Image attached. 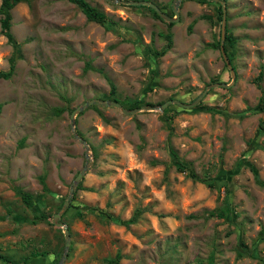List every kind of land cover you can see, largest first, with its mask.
Masks as SVG:
<instances>
[{"label": "rangeland", "instance_id": "rangeland-1", "mask_svg": "<svg viewBox=\"0 0 264 264\" xmlns=\"http://www.w3.org/2000/svg\"><path fill=\"white\" fill-rule=\"evenodd\" d=\"M87 1L117 24L88 21L68 0H21L10 10L14 44L0 12V71L15 60L0 79V261L58 262L65 235L53 215L86 162L70 113L110 99L107 75L120 100L141 106L223 85L190 108L124 114L94 104L76 115L90 166L75 200L89 208L67 204L58 218L71 236L63 264H107L117 253L119 264H264V0H224L234 80L220 22L203 18L216 15L213 3L182 0L168 26L145 6ZM149 1L173 14L174 0ZM167 32L173 44L157 56ZM14 186L31 193V208Z\"/></svg>", "mask_w": 264, "mask_h": 264}, {"label": "trees", "instance_id": "trees-1", "mask_svg": "<svg viewBox=\"0 0 264 264\" xmlns=\"http://www.w3.org/2000/svg\"><path fill=\"white\" fill-rule=\"evenodd\" d=\"M21 0H1V5H0V12L3 15L2 19H1V30L4 33V35L7 37L9 42H13L14 43V39H13V35L10 31V26H11V14H10V10ZM71 3L75 4L80 11L84 14V16L86 17V19L88 21H92V22H96L99 23L101 25H111V26H115L117 24V22L115 20H113L111 17H108L103 11L99 10L97 7L91 5L87 0H68ZM200 3H208L211 2L214 4V10H215V16H210V15H204L203 18H206L208 20H210L212 23L214 22H220L221 20V16H222V9H221V5L219 3V1H211V0H197ZM136 6H142L140 4H133ZM145 6V5H143ZM148 7V6H145ZM149 8V7H148ZM153 15L156 17H159L154 10H152ZM168 26H171L172 23H167ZM194 24V21H192L189 26H188V31L191 30L192 26ZM226 34H227V30H226ZM165 40H166V44L164 45V47H162L159 50H154V54L157 56H162L166 53V51L171 48L172 46V34L170 32H167L165 35H163ZM226 41H228L230 44H233V39L226 35ZM219 39L217 40V44L219 45ZM15 44V43H14ZM224 50L226 52V48L224 46ZM229 61L233 66V59L229 57ZM87 66H89V64H87ZM14 68H15V60L13 59V57L10 60V66L8 68V70L6 71H0V79H8L13 75L14 72ZM262 69L259 71L258 76L254 79V83L256 84V86L258 88H261V85L259 84L261 77H262ZM105 78L109 84V94H110V99H113L115 101L120 102L122 105H124V107L126 108H134V107H140L143 102L141 101V99H130L125 101L123 103V100H120L116 95V85L115 83L107 76L105 75ZM150 104V103H149ZM152 105V104H151ZM258 106L260 110L264 109V94L262 93L261 96L259 97V101H258ZM64 109H57V112L59 113L60 111H63ZM262 125H264V123H262ZM177 157V156H176ZM177 162H178V170L180 171H184L185 170V166L181 164V161L177 158ZM40 182L42 183L43 186H45V182H44V178L43 177H39ZM81 189V185H78L77 188L75 190ZM14 191L16 193V195H18L20 197V200L24 203L25 206L31 208L33 206V197L31 195V193L23 190L21 187L19 186H14ZM68 207H72L75 209H88L89 207H87L84 203L76 201L75 200V191L74 194L72 196V198H70L69 203H68ZM50 216V215H49ZM44 215H39V218H43ZM120 257L121 255L119 253H117L114 257H108L105 258L104 261L107 264H119L120 261ZM57 263V261H56ZM0 264H4L0 261ZM26 264H32V262H28Z\"/></svg>", "mask_w": 264, "mask_h": 264}, {"label": "water", "instance_id": "water-1", "mask_svg": "<svg viewBox=\"0 0 264 264\" xmlns=\"http://www.w3.org/2000/svg\"><path fill=\"white\" fill-rule=\"evenodd\" d=\"M109 1L110 3H139V4H147L149 5L151 8H153L156 13L164 20L166 21H169V22H175L178 20V7H179V4H180V1L181 0H174L173 1V12L175 14L174 17L168 15L167 13L163 12L159 7H157L154 3H151L150 1L148 0H107ZM220 5H221V9H222V18H221V24H220V51H221V54H222V57L232 75V80H234L235 78V71H234V68L232 67L229 59L227 58V55L226 53L224 52V49H223V41L225 39V29H226V11H225V3L223 0H218ZM220 86V85H223V83H213L211 85H207L206 88L204 89V91H202V93H200L199 95H197V97L192 100L191 102L189 103H186V102H183L181 101L180 99H177V98H172V99H168L166 101H164L163 103H161L160 105H158L157 107L156 106H152V105H143L139 108H132V109H128L126 107H124L120 102L118 101H115L113 99H99V98H95V99H88L86 101H84L83 103H81L80 105L76 106L70 113V127H71V132H72V135L83 145V147L85 148V157H86V162H85V165H84V168L82 169V171H80L78 173V175L76 176L75 180H74V184L73 186L69 189V194H71L72 190H73V187L77 185L78 181L80 180V178L82 177L83 173L86 171V169H88L89 167V158H90V155H89V150H90V147H89V144L87 143V141L82 137L80 136L76 129H75V117L76 115L84 110L85 108L91 106V105H94V104H101L102 106H106V107H114V108H117L119 109L120 111H122L124 114H133V113H137V112H140L142 110H159V111H164L165 108L171 104H177L181 107H184V108H190V107H193L195 106L201 99L202 97L207 93L208 89L212 86ZM225 86L227 84H224ZM66 206V202L63 203V206L62 208L54 214L53 216V221L56 225H59L63 228V231L66 235V242H65V245H64V249H63V253L58 261L57 264H62L64 259L66 258V255H67V252H68V248H69V245H70V234H69V229H68V226L66 223L64 222H59L58 221V218L61 214V212L63 211V209L65 208Z\"/></svg>", "mask_w": 264, "mask_h": 264}, {"label": "clouds", "instance_id": "clouds-1", "mask_svg": "<svg viewBox=\"0 0 264 264\" xmlns=\"http://www.w3.org/2000/svg\"><path fill=\"white\" fill-rule=\"evenodd\" d=\"M107 1V0H106ZM149 1V0H148ZM182 1V0H181ZM181 1H180V3H181ZM214 1H218V0H214ZM224 1V0H223ZM109 2V1H108ZM151 2V1H150ZM151 3H153V2H151ZM224 3H225V11H226V2L224 1ZM127 4H131V5H133L132 3H127ZM134 4H139V3H134ZM155 4V3H154ZM172 4H173V2H172ZM140 5H145V6H148L149 7V9L152 11V10H154L153 8H151L149 5H147V4H140ZM157 7H159L163 12H165V13H167L168 15H170V16H172V17H174L175 16V14H174V12H173V6H171L172 7V12H173V14H169L168 12H166L165 10H163V8H161L160 6H158L157 4H155ZM179 6H180V4H179ZM147 7V8H148ZM178 9H179V7H178ZM155 11V10H154ZM155 13H156V11H155ZM152 14H153V12H152ZM157 14V13H156ZM84 15V14H83ZM158 15V14H157ZM178 15V14H177ZM154 16V15H153ZM159 16V15H158ZM156 17V16H155ZM86 18V17H85ZM156 18H158L159 20H161V21H165V22H167V23H172V25L176 22H169V21H166V20H164V19H162L160 16L159 17H156ZM221 18H222V16H221ZM195 22V21H194ZM226 22H227V18H226ZM220 24H221V20H220ZM168 25V24H167ZM194 25V24H193ZM193 27V26H192ZM227 29V28H226ZM226 29H225V37H226ZM219 36H220V31H219ZM219 41H220V39H219ZM172 44H173V38H172ZM219 46H220V42H219ZM223 49H224V44H223ZM224 52H225V50H224ZM232 65V64H231ZM233 67V66H232ZM219 83V82H218ZM109 85V84H108ZM206 95V94H205ZM197 97V96H196ZM195 97V98H196ZM194 98V99H195ZM95 99V98H94ZM172 99V98H171ZM178 99V98H177ZM193 99V100H194ZM182 101V100H181ZM200 102V101H199ZM198 102V103H199ZM187 103H189V102H187ZM124 106V105H123ZM152 106H154V105H152ZM168 107V106H167ZM137 108H139V107H137ZM166 109V108H165ZM73 110V109H72ZM81 136V135H80ZM89 166H90V162H89ZM89 168V167H88ZM86 170H88V169H86ZM79 185V181H78V183H77V185L76 186H74L73 187V190H72V192H71V194H69V199H67L68 200V203H69V200H70V198H72V196H73V194H74V191H76L75 189L77 188V186ZM76 193V192H75ZM75 196H76V194H75ZM66 202V206H67V201H65ZM64 203V202H63ZM63 203H62V205H63ZM65 206V207H66ZM72 208V207H71ZM54 216V215H53ZM59 222H62V221H59ZM65 223V222H64ZM67 224V223H66ZM59 226V225H58ZM67 226H68V224H67ZM59 227H61V226H59ZM61 229H62V231H63V228L61 227ZM68 229H69V226H68ZM63 233H64V231H63ZM69 234H70V231H69ZM64 235H65V233H64ZM70 239H71V236H70ZM65 242H66V235H65ZM64 245H65V243H64ZM69 247H70V245H69ZM63 249H64V247H63ZM68 250H69V248H68ZM62 253H63V251H62ZM62 255V254H61ZM68 256V252H67V255H66V257ZM61 257V256H60ZM60 259V258H59ZM66 259V258H65ZM65 259H64V261H65ZM59 261V260H58ZM63 261V262H64ZM58 263V262H57ZM56 263V264H57ZM4 264H6V263H4ZM26 264V263H25ZM32 264H34L33 262H32ZM63 264V263H62Z\"/></svg>", "mask_w": 264, "mask_h": 264}]
</instances>
